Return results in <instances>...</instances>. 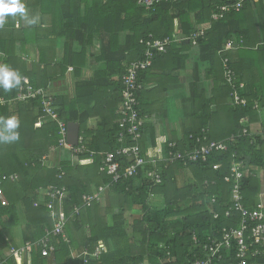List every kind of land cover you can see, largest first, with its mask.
Returning <instances> with one entry per match:
<instances>
[{"label":"trees","instance_id":"16d2710c","mask_svg":"<svg viewBox=\"0 0 264 264\" xmlns=\"http://www.w3.org/2000/svg\"><path fill=\"white\" fill-rule=\"evenodd\" d=\"M139 1L23 0L28 15L37 22L27 24L19 14L9 15L0 28V65L18 71L35 89H44L52 96L58 115L55 120L47 114L43 97L19 100L23 80L19 88H0V117L16 116L20 122L19 140L0 142V264H195L209 258V264L240 262L234 241L230 250L212 257L208 239H221L223 229L240 226L241 214L235 211L232 194L236 182L224 181L234 164L244 166L239 181L244 207L250 212L259 210L257 171L264 169V139L250 126L264 117V0L248 1L240 12L226 15L219 8L234 0H155L150 8ZM176 34L183 39L196 34L184 42L199 50L202 63H209L214 86L227 100L224 108L231 116L230 130L218 119L222 107L217 95L207 97L197 76L189 94L192 126L186 127L180 142L166 145L165 159L157 164L163 171L162 183L156 185L145 177L143 171H152L155 159L141 145L150 120L143 109L148 90L145 77L158 59L180 57L178 43H174L166 53L156 55L150 68L138 73L141 89L135 95L134 111L145 120L139 142L145 167L139 169V177L114 183L102 169L107 155L135 144L127 139L120 142L123 77L130 64L145 58L141 40ZM61 40L63 53L58 58ZM35 46L37 60L32 54ZM175 59L167 71L182 68L173 66ZM89 69L92 75L80 78ZM71 71L77 80L69 79ZM68 79L73 92L64 84ZM56 82L61 84L57 91ZM237 97L245 105L236 104ZM94 117L100 120L92 131L89 126ZM59 122L67 128L69 123L80 125L82 141L77 146L60 145ZM191 135L225 141L228 151L211 154L206 162H192L186 156L197 147ZM233 135L234 142L230 140ZM171 143H176L172 149ZM175 154L180 159L172 163ZM117 162L123 168L134 164L119 156ZM215 165H220L218 171ZM63 188L69 192L63 202L69 220L63 235L50 236L54 251L43 257L37 243L47 237L56 221L47 207L53 200L42 192ZM97 194L101 201L106 196L105 209L101 201L82 207L84 195ZM55 204L58 210L57 199ZM76 206L81 208L78 218L73 215ZM115 206L118 214L112 216ZM128 211L131 218L126 217ZM17 228L24 233L21 246L13 240L12 231ZM27 242L33 247L24 252L22 260L9 253ZM246 260L247 264H264V247L258 256L248 254Z\"/></svg>","mask_w":264,"mask_h":264},{"label":"built area","instance_id":"2783aa9c","mask_svg":"<svg viewBox=\"0 0 264 264\" xmlns=\"http://www.w3.org/2000/svg\"><path fill=\"white\" fill-rule=\"evenodd\" d=\"M159 1H177V0H159ZM248 1L258 2L259 0H234V3L231 5H223L219 8L222 15L230 14L232 11L240 12L244 4ZM139 3L142 6L147 8L153 7L155 4V0H140ZM219 18L218 14L213 16L214 20ZM196 34H193L190 38H182V37H173V38H164V39H153L152 36L149 39L141 40V44L144 48L145 58L139 62H135L129 65L127 74L123 77V84L125 87L124 95V109L122 110L123 119L120 123V142H124L126 139L135 143L132 147H124L120 148L116 151V155L108 154L106 157L105 163H103V170H106L108 175L112 177V182L119 183L120 181L130 180L132 178L139 177V169L144 168L146 161L140 156V139L142 137V128L145 123V120L140 119L137 116V113L134 111V107L137 104L136 100V92L141 89V85L138 83V73H141L143 70L150 68L153 65L155 57L157 54L166 53L168 48L174 44L179 43L181 41L192 40L196 38ZM229 49L232 47V43L227 46ZM230 79H232L231 72L228 73ZM27 82L20 87L18 92V99L21 101H28L31 99H37L38 97L44 98L45 111L49 114L52 119H57L58 115L54 111L53 108V98L48 95L44 89H35L31 84L29 79ZM231 81V80H230ZM236 104H244L245 100H240L239 97L236 98ZM59 126L61 128L62 139L60 141L61 146H65L67 148H72L67 141L68 136V128L63 122H59ZM244 134H248L247 130L243 131ZM254 134V133H253ZM264 139V128L256 133ZM255 135V134H254ZM191 139L196 141V148L188 153V158L192 162L203 161L206 162L211 154L216 152H227L228 145L225 141H209L207 136L194 137L191 135ZM236 136H232L230 138L231 141H235ZM82 141V137L80 136L79 142ZM172 149L176 146V143L169 144ZM174 155V154H171ZM127 158L129 160H134V164L123 168L121 167L120 162H117V157ZM164 154L160 156H155V159L152 160L153 169L152 171H143L145 172V177L150 180V182H154L156 185L162 183V168L157 164L161 163L164 160ZM180 156H173L171 159L172 163L178 161ZM243 164H234L231 168V172L228 176L225 177L224 181L226 183H231L235 181L236 184L232 191L233 200L235 202V211L241 214V222L239 227H232L230 229L225 228L221 232V239L209 238L210 241V252L212 257H215L224 249L230 250L234 244L236 243V247L238 250V257L240 258V262L238 264H247L248 254L256 257L261 253V248L264 247V210L261 206H259V210H255L250 212L247 210L242 203V192L240 186V180L244 177L242 168ZM220 169V165H215L214 170L218 171ZM100 190H103L101 188ZM2 194V189L0 188V195ZM69 192H67L66 188L52 190L42 192L43 197L48 196L51 197L53 201L47 203L48 209L52 211V218L56 221L55 227L52 231H48L47 237H45L40 243L37 245L42 247V256L48 257L54 251V247L50 245V236L53 235L61 236L64 233V228L66 223L69 220V217L64 209L63 202L68 196ZM57 199L59 203V209H56L55 200ZM101 201V195H84L82 197V207H91L96 202ZM215 201V200H214ZM36 206L39 203L35 204ZM262 209V210H261ZM80 207H75L73 210V215H80ZM72 215V217H73ZM227 217L231 216V212L226 213ZM218 217V214H215V218ZM251 223V225L249 224ZM197 243V240L195 241ZM33 247L31 242H27L23 247L19 249L12 248L10 250V254L15 255L18 259L22 260L23 254L25 251L30 250ZM207 248V247H206ZM99 254V253H97ZM211 263V259L209 258L207 261L197 260L195 264H209Z\"/></svg>","mask_w":264,"mask_h":264},{"label":"crops","instance_id":"0c3cea01","mask_svg":"<svg viewBox=\"0 0 264 264\" xmlns=\"http://www.w3.org/2000/svg\"><path fill=\"white\" fill-rule=\"evenodd\" d=\"M31 14V12H30ZM178 34H176L177 36ZM180 37V35H178ZM179 54L175 59L173 66L177 68L175 72H169V62L172 59L160 58L157 60L155 67L149 73H146L145 82L147 83L148 90L144 93L143 109L149 115L150 120L147 122V131L144 134V140L141 142L142 147L152 157L164 154L165 147L169 142L182 140L183 131L188 127L190 129L191 110L190 90L191 83L197 78L201 79V84L206 89L207 97H212L214 94L219 99V105L222 107L219 111L218 119L224 122L225 129L230 130L231 124L230 113L225 110V95L224 92L214 86L213 73L209 72V63H202L200 59L199 50L189 46L187 42L178 43ZM58 58L63 53V41L57 47ZM34 59H38L36 46L32 51ZM172 56V55H171ZM170 56V58H171ZM104 67V64H102ZM91 70V71H90ZM69 79L75 77L73 72H69ZM93 73L92 69L83 71L80 78L87 79ZM169 73V74H168ZM171 76L168 77V76ZM76 78V77H75ZM65 82L70 87V92H73L72 86ZM78 78H76L77 80ZM74 81V78H73ZM61 88V84L55 83V91ZM216 110V108H213ZM198 118V117H197ZM262 119V120H261ZM100 117H94L90 120V129L95 131L97 129ZM264 128V117L257 118L256 121L250 126V129L259 132ZM257 178L261 183V190L258 194V204L264 209V169H258ZM101 208L105 209L107 205L106 196L102 198ZM13 240L19 246L24 242V233L21 228L12 231ZM76 236L81 239L82 233L80 230L76 231Z\"/></svg>","mask_w":264,"mask_h":264},{"label":"clouds","instance_id":"9594fccd","mask_svg":"<svg viewBox=\"0 0 264 264\" xmlns=\"http://www.w3.org/2000/svg\"><path fill=\"white\" fill-rule=\"evenodd\" d=\"M19 14L27 24H35L36 17H30L26 11L23 0H0V28L7 23V17L12 15L15 17ZM22 80H27L18 71L7 65H0V88L9 91L21 86ZM20 122L16 116L9 118L0 117V142L12 143L20 138L18 131Z\"/></svg>","mask_w":264,"mask_h":264},{"label":"water","instance_id":"95a60500","mask_svg":"<svg viewBox=\"0 0 264 264\" xmlns=\"http://www.w3.org/2000/svg\"><path fill=\"white\" fill-rule=\"evenodd\" d=\"M80 138V125L78 123L68 124V142L72 146H77Z\"/></svg>","mask_w":264,"mask_h":264},{"label":"rangeland","instance_id":"374dc122","mask_svg":"<svg viewBox=\"0 0 264 264\" xmlns=\"http://www.w3.org/2000/svg\"><path fill=\"white\" fill-rule=\"evenodd\" d=\"M114 208H115V210L113 211L112 216H114L115 214H116V215L118 214V210H117V209H118L119 207L115 206ZM130 214H132V212L128 211L127 214H126V217L131 218V215H130ZM130 232H131V231H130ZM20 246H21V245H20Z\"/></svg>","mask_w":264,"mask_h":264}]
</instances>
